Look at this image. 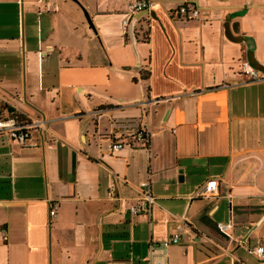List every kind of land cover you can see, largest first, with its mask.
<instances>
[{"label":"crops","instance_id":"crops-1","mask_svg":"<svg viewBox=\"0 0 264 264\" xmlns=\"http://www.w3.org/2000/svg\"><path fill=\"white\" fill-rule=\"evenodd\" d=\"M134 1L0 0V264H264V0Z\"/></svg>","mask_w":264,"mask_h":264},{"label":"built area","instance_id":"built-area-1","mask_svg":"<svg viewBox=\"0 0 264 264\" xmlns=\"http://www.w3.org/2000/svg\"><path fill=\"white\" fill-rule=\"evenodd\" d=\"M156 3L153 0H135L131 6L130 12L127 14L126 19L123 22L124 28H127L130 24L131 19L141 13L150 11L155 7ZM172 16H183L187 20H194L199 18L200 16V10L196 6L194 2L187 1L183 4H181L175 11H173ZM243 74L249 78L252 82L257 81H263L264 80V74L257 69L253 68L250 65L245 64L243 68ZM6 102H0V135H7L10 139L13 141H16L21 146H24L28 140L30 139V126L31 122L29 119L26 118V123H20L17 119L9 117V115H6L5 109H6ZM133 139L130 140V144L138 143L139 145L143 147H147L146 145H149L150 138L152 134H149L145 130L141 129L140 131H137L133 135ZM125 144L118 143L113 148L115 150H122L125 148ZM129 146V145H127ZM148 183H143L140 186L141 189V200L138 205L131 208V211L133 214L137 215L142 212H144V206L143 205H149L156 203L157 199L153 197L151 192L148 189ZM56 211H51V216H55ZM226 227H222V229H225ZM5 233V232H3ZM180 243V237L178 235H174L170 237L169 239L165 240L158 246H152L151 247V257L154 262H157V264H164V255L163 256H157V253L162 250H167L172 245H176ZM255 254L260 259L264 258V246L259 247Z\"/></svg>","mask_w":264,"mask_h":264},{"label":"trees","instance_id":"trees-1","mask_svg":"<svg viewBox=\"0 0 264 264\" xmlns=\"http://www.w3.org/2000/svg\"><path fill=\"white\" fill-rule=\"evenodd\" d=\"M9 117L17 119L20 123H26L27 122L26 118L23 115H21L20 113L14 111V110H9ZM140 130L141 129H138L137 131H140ZM137 131H135V133ZM134 134L128 136V139H130V140L133 139V137H134L133 135ZM146 146H148V144Z\"/></svg>","mask_w":264,"mask_h":264},{"label":"water","instance_id":"water-1","mask_svg":"<svg viewBox=\"0 0 264 264\" xmlns=\"http://www.w3.org/2000/svg\"><path fill=\"white\" fill-rule=\"evenodd\" d=\"M255 69H257L258 71L262 72L264 74V68H260V67H257V66H253ZM254 230V229H253ZM253 230L248 234L247 238L250 237L251 233L253 232ZM247 243V242H246Z\"/></svg>","mask_w":264,"mask_h":264}]
</instances>
